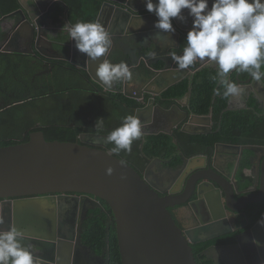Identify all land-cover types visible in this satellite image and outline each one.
Returning a JSON list of instances; mask_svg holds the SVG:
<instances>
[{"label": "water", "instance_id": "obj_1", "mask_svg": "<svg viewBox=\"0 0 264 264\" xmlns=\"http://www.w3.org/2000/svg\"><path fill=\"white\" fill-rule=\"evenodd\" d=\"M54 2L60 3L61 1L55 0ZM155 2L156 0H154ZM211 2L212 0H209V7H211ZM19 3L21 8L9 15H4L0 8V40L8 37L11 26L7 20L14 19L12 23L14 28L20 31L24 30L30 49L29 54H33L34 46H39L40 42L49 36L48 33L56 28L53 19L55 3L47 9L41 6L39 0H32V5L24 4L23 0H19ZM65 7L67 8V6ZM66 10L65 24L73 25L68 17L69 9ZM183 15L187 16L188 10H183ZM137 17L144 21L143 26L139 29L136 28ZM97 21L105 26L113 39V46L106 54V58L114 64L121 61L127 63L133 73V79L125 83H114L110 90H105V86L95 77L96 69L104 58H101V61H90L85 64L86 54L79 52L78 63L73 62V65L88 71L91 79L106 92L122 93L144 105L135 112L144 127L152 129L156 126L157 121L164 123L163 127L156 130L144 131L145 135H173L174 129L178 128L187 118H189L188 122L183 126L184 132L189 134L211 132L212 111L205 116H190L179 106H174L169 110L156 106L154 96L150 99L149 104H146L144 99L145 93L153 94L152 91L143 88L147 81L154 80L158 83L159 80L161 82L164 80L166 84L163 91L176 85L187 75H191L192 71L185 69L186 73L181 78H175L176 72L180 70L171 58L173 52L182 55L179 53L181 52V38H185L192 27L190 17L186 24L178 19L173 20L175 34L163 33L154 27L157 17L146 10L144 0H104ZM66 41L61 45L68 50L72 48V51L75 52V41L71 40L69 35ZM2 52L9 51L5 49ZM66 60L69 61L70 58H66ZM200 65L199 70L206 67L216 69L207 63L201 62ZM238 77L237 75L238 84L241 86L242 81ZM148 78L150 79L148 80ZM260 82H264V80ZM255 99L261 98L255 97ZM232 104L231 97L225 111H234L235 108ZM193 124L207 125L210 130L195 131L191 126ZM106 136L85 133L81 134L77 142L72 143L47 141L43 132L35 131L30 134V139L26 143L1 147L0 200L2 202L0 203V215L2 220L7 222L13 212L15 217L21 214L20 209L23 207L26 209L39 208L41 204L53 208L58 205L61 211L65 209L67 202L73 199L68 194H81L87 196L88 200H92L97 208L104 211L102 205L95 199L105 201L111 209L113 216L104 211L108 220L105 264L109 262L108 244L112 217L116 225V237L122 264H199L192 245L234 232L232 224L223 212L225 206L222 201V192L226 195V208L231 212L245 210L248 205L256 204L264 199V159H259L257 162L255 191L236 199L235 192L238 189L236 180L229 178L215 163L207 167L208 157L205 155L190 159L183 156V164L187 166L185 171L181 169L176 171L171 168L166 173L158 172L155 183L150 177L156 169L154 163L146 172L139 173L127 161L108 151V145L103 142V138ZM221 146L239 153L240 157L236 168H238L245 150L254 152L262 150L264 152V147L261 146L225 144H221ZM197 161L203 163L202 167L208 173L199 174V177L194 175L187 182V187L189 186L190 190L189 187L185 190L184 181L188 177L189 168ZM109 168L113 169L111 175L107 173ZM182 173L184 180L176 182L177 177ZM201 179L210 181L211 189H203L205 196L202 194L199 196L201 186L199 189L197 183ZM164 184H167L168 187L161 188L160 185ZM195 190H199L197 198L205 197L207 201L213 196L209 192L210 190L217 193V205L222 209L221 215L213 214L215 220L208 224H204L200 219V226L183 230L169 209L188 202ZM166 193L168 194L166 195ZM244 193L238 192L241 195ZM10 226H12L11 221L6 228H0V231H6ZM45 232L48 234V230ZM56 237L59 239L57 247L58 256L61 258V262L58 259L59 264H70L73 250L72 237L64 235L60 231ZM56 237L44 235L48 242L55 240L57 243ZM236 240L235 245L214 246L200 255L207 256L209 252L214 255L218 254L223 259L225 257L226 261H222L223 264H264V227L257 223L252 229L238 234ZM253 240L259 241V246L254 244ZM42 245L39 247L45 253V246ZM63 258L66 259L65 262H63Z\"/></svg>", "mask_w": 264, "mask_h": 264}, {"label": "trees", "instance_id": "obj_2", "mask_svg": "<svg viewBox=\"0 0 264 264\" xmlns=\"http://www.w3.org/2000/svg\"><path fill=\"white\" fill-rule=\"evenodd\" d=\"M69 8V20L74 25L77 22H96L101 2L97 0H62ZM96 1V2H95ZM1 12L8 15L19 8L17 0H0ZM66 10L59 7L58 16ZM1 17V13H0ZM183 49V48H182ZM12 55L0 53V89H16V81L12 78L10 64ZM199 63L193 68H197ZM217 69L206 67L198 72L194 80L185 79L172 86L165 92V97L174 100L183 99L192 88L190 112L197 115H208L213 112V132L211 134H188L178 130L173 136L166 134L144 135L139 141H134L132 152L115 154L127 161L139 173L146 168L154 158L169 161L168 166L176 168L182 164L179 151L186 157H193L201 153H212L217 144L238 146L261 145L264 146V118H252L249 110L225 111L229 106L230 98L216 96L213 89L220 85L213 83L210 76L216 74ZM84 73V72H83ZM85 76H87L84 73ZM10 76V77H9ZM235 81V74L231 77ZM68 87H73L67 92ZM89 87L80 73L76 75L70 71L60 70L50 78L47 83V94L36 96H23L15 94L9 96L0 91V148L26 143L30 134L35 131L44 133L47 141L77 142L82 133H97L108 135L112 130L121 126L122 118L132 114L141 107L139 101L126 97L122 93H105L104 91H85ZM78 89V90H76ZM102 90V89H100ZM1 100L4 103H1ZM250 103H254L251 101ZM257 106V105H255ZM104 119L103 129L96 131L98 119ZM27 132V135L25 133ZM177 139L178 145L174 143ZM113 145H108L111 152ZM180 148V149H179ZM112 153V152H111ZM254 152L245 150L237 173V180L241 188L253 184V177L247 175ZM106 211L111 215V209L102 201ZM264 212V202L252 206L249 212L250 226L261 218ZM92 218L88 221L84 238L97 253L106 251V224L105 215L94 209L90 212ZM115 224V223H114ZM109 233V264H122L119 252L115 225ZM178 224V223H177ZM236 234L224 236L219 239L192 245L197 262L201 258L207 262L206 257L200 254L212 245L235 242Z\"/></svg>", "mask_w": 264, "mask_h": 264}, {"label": "flooded vegetation", "instance_id": "obj_3", "mask_svg": "<svg viewBox=\"0 0 264 264\" xmlns=\"http://www.w3.org/2000/svg\"><path fill=\"white\" fill-rule=\"evenodd\" d=\"M17 1L19 3V0ZM54 1L55 0L48 1V2L45 1V5L41 4V6L44 9H47L50 5L55 3L54 8H53L54 10L53 19L55 20L56 28L50 32L59 30V24H61V22H59V19L60 17L64 19L65 12L67 11L66 9L68 8L67 4H65L62 0H59V1H61L65 5H63L61 2L56 3ZM97 2H101V6H102V4L104 3V0H97ZM60 6L63 7L66 11L64 12V14H61L60 16H58L57 13L59 11ZM65 6H67V8ZM20 8H21V5L19 3V8L16 11H18ZM7 22L9 26H11V28H9L8 37L1 38L0 40V53L12 55L13 63L10 64L11 69L9 72L11 73L12 78L17 83L15 85L16 89L15 87L11 89L1 88L0 91L2 93L8 94L9 96H14L15 94H18V93L23 96H36V95L44 96L47 94L46 87H47V83L50 80V78L53 79L55 76V73L63 69L65 71H70L74 73L75 75L76 73L77 74L80 73V76L85 78L89 87L82 88V90L88 91L92 89V91L97 90V91H104L105 93H111V92H106L98 83L94 82L91 79L88 71L82 70L78 68L77 66L73 65V62L78 63L79 51L76 49V51L74 52L72 51V48L71 50H68L65 46L61 45L62 42H65L68 39V33L64 32L65 33L64 35L62 30L57 31L56 35L53 38H55V40L57 39V41L59 42H53L54 44L53 47H50V48L44 47V46L42 47L39 44L40 46H34V53L29 54L30 49L26 42L24 30L20 31L19 29L14 28L13 26L14 24H12L14 22V19H9L7 20ZM46 31L48 32V30ZM185 43H186V37L185 38L182 37L181 38V48H180L181 52L178 51L179 53H182V50H183L182 48L185 45ZM54 46L58 47V49H55ZM5 49L9 52L7 53L2 52ZM66 58H70V60L68 61L66 60ZM197 63H199L198 67L197 68H193V66L190 67L189 69L190 71H192L191 75H187L182 81H184L185 79H190L192 81L194 80L196 74L201 71L199 70L201 66L200 65L201 62L197 61ZM83 72L87 76H85ZM185 73H186L185 70H180L176 72L175 78L177 79L181 78ZM234 74L236 78L235 82L238 83V79H237V75H238L239 76L238 78H240V80L242 81V84L240 87L244 88L242 90L243 91L242 92L243 101H241V98L239 99L238 97L236 98L232 97L233 98L232 105L234 106L235 111L249 110L250 111L249 115H251L253 119L255 117L264 118V88H263L264 82L254 81L247 73H236L235 71L229 74L230 81H232L231 77ZM149 79L150 78H148V80ZM167 79H170V78L167 77ZM156 83L157 82H155L154 80H149L146 82L145 86H143L145 90L153 92V94H150V93L144 94V99H145L146 104H149L150 99L154 96L156 106H161L162 108L166 110L172 109L174 106H179L183 111L187 112L190 116L197 115L193 112H190L191 100H192V94H193L192 88L189 90V92L183 99L174 100L173 101L174 103L171 104L172 99L170 97L164 96L165 92L169 88L162 91V89L164 88L166 84L165 81L163 80L161 82V80H159L158 83L157 84ZM70 89H73V87H68L67 92L71 91ZM255 97H260L261 99L256 100ZM251 101H254V103H250ZM1 103H4V101L1 100ZM141 107H144V105L141 104ZM197 116H205V115H197ZM188 119L189 118H187V120H185L182 124H180L178 128L174 129L173 135L178 130L184 132L183 126L188 122ZM163 126H164V123H160L159 121H157L155 127H153L152 129H148L147 127H144L143 131H152V130H156L159 127H163ZM213 127H214V122L212 125L211 132L206 133V134H211L213 132ZM192 128L195 131H202V132H206L210 130V127H207V125L205 126L198 125V126H193ZM82 134H85V133H82ZM86 134H97V133H86ZM98 135H104V134H98ZM173 135H169V136H173ZM196 135H200V134H196ZM173 141L175 143L177 139L174 138ZM175 144L178 145V141ZM221 144L222 143L215 145L211 154H209L208 152L206 153L204 152L200 154V155H205L206 157H208L207 167L212 166L215 163L218 168L222 169V172H225L229 176V178H233L236 180L238 184V189L236 190L238 192H245L243 195H241V194H238V192L236 191L235 192L236 199H240L242 196H246L248 194L253 193L255 191V182H256V176H257V162L259 159H264V152L262 150L256 151V152L253 151L254 157L251 162V167L247 171V175L252 176L254 181L251 186L246 187V188H241L240 183L237 180V173H238L240 164L238 168H236L237 161L239 160L240 155L237 151L221 146ZM225 145H229V144H225ZM234 146H238V145H234ZM249 146H261V145H249ZM261 147H264V146H261ZM179 155L181 157L182 164L174 168V170L179 171L181 169L185 171L187 169V166H184L183 164V156L184 157L186 156L181 151H179ZM200 155H196V156H200ZM196 156H193V157H196ZM193 157L190 156L186 158L190 159ZM153 163L155 164L156 169L154 171V174H151L150 177L155 182L157 180L156 174L158 172L166 173L169 169H171V167L168 166L169 161H164L160 158H154L148 163L146 168L141 171V174L146 172V170ZM202 164L203 163L201 161H197L196 164H193L189 168L188 177L187 179H185L186 181H184L185 190L188 189L189 187V186L187 187L188 180L193 178L194 175L199 177L200 176L199 174L208 173L206 169H203ZM197 166H200L202 168H199ZM183 173L179 177H177L176 182H182L184 180L182 178ZM209 184H210V181L208 179L199 180V182L197 183V187L199 186V189H200V186H201L200 191L195 190L193 192L191 199L185 204L180 205V206H175L169 209L170 212L173 214V217L176 219L178 225L183 230H186L187 228L200 226L201 221L204 224H208L211 221L215 220L214 218L215 215L216 216L221 215L222 209L217 205L218 194L217 193L215 194L213 190L209 191L213 195L210 200L207 201L205 197H203L202 199L197 198L198 191H199V196L200 194H202V196H205L203 189H209L210 188ZM160 186L161 188L168 187L167 184L160 185ZM215 186L218 187L217 185ZM189 190H190V187H189ZM167 194L168 193H166V195ZM68 195L73 197V199H70L67 202V206L65 207L64 210L60 211V208L58 207V205L55 208L48 207V205L46 206L42 204L40 205L39 208L30 207L26 209L25 207H23L20 209L21 214L15 217L14 215L15 213L13 212L11 217H8L7 222H3L2 224H0V228L2 227L6 228L10 221H11L12 226H15V223H16V228L22 231H25L26 239L22 241V243L25 245L32 244L34 246L33 247L34 255L46 257L44 259L48 262V264H59V260L61 262V258H59L58 253H57L59 239H57L56 234H58L59 231L64 235L72 237L73 250H72L70 264H105L106 257H107L106 252L104 254L97 253L93 249V247L87 242V240L84 238L87 223L92 218V216L90 215V212L94 209L96 210L99 208L94 206L92 200H88L87 196L85 195H81V194H68ZM222 198H223L222 199L223 205L225 206L224 207L225 210L223 209V212L227 216L230 223L232 224V227L234 230V232L228 235L236 234L235 242L227 243V244L212 245L208 247L206 250H204L203 252L207 251L208 249L214 246L222 247V246L235 245L237 243L236 237L238 236V234L244 233L252 229L257 224L255 223L253 226L249 227V225L251 224L252 218H250L248 214L250 211H252V206L264 202V199H263L262 201L256 204L248 205L245 210L231 212L226 208V204H225L226 195L224 194V192H222ZM95 200H97L104 208V211L107 214H109L106 211V208L104 207L102 203L103 200H99V199H95ZM1 202L2 200H0V203ZM99 211H101V213L106 216V218L104 217H100V218L103 220L105 219L106 232H107V221H108L107 215L103 210L99 209ZM0 219H2L1 215H0ZM114 223L115 221L112 217L111 227L113 226ZM45 230H48V234L45 232ZM45 234L48 237L55 236L57 243L55 242V240H53L52 242L46 241L44 238ZM222 237H219V238H222ZM219 238H216V239H219ZM212 240H215V239H212ZM42 244L45 246L46 254L39 247V245H42ZM200 257H206L207 262L211 261V264H223L222 261L225 260V257L223 259V257H220V255L218 254L214 255L212 252H209L207 256L200 255ZM109 260H110V254H109ZM65 261L66 259L63 258V262ZM201 263L206 264V261H204L201 258Z\"/></svg>", "mask_w": 264, "mask_h": 264}, {"label": "clouds", "instance_id": "obj_4", "mask_svg": "<svg viewBox=\"0 0 264 264\" xmlns=\"http://www.w3.org/2000/svg\"><path fill=\"white\" fill-rule=\"evenodd\" d=\"M146 10L157 17L154 27L163 33L175 34L173 20L187 23L192 19V27L187 32L182 55L171 53L179 70L189 69L197 61L214 66L217 71L210 80L220 85L213 89L216 96L225 99L238 97L242 88L230 81L229 74L247 73L254 81L264 80V0H144ZM188 10V15H183ZM136 28L143 26L142 18L137 17ZM67 31L76 49L86 54L85 64L101 61L95 77L110 90L114 83H125L133 79L129 65L123 61L111 63L106 54L113 46L110 32L100 22H77L66 24ZM104 119L97 120V132L103 129ZM140 118L129 114L122 118L121 126L112 130L103 142L113 145L111 152L131 153L134 141L145 135ZM113 169H107L111 175ZM4 221L0 219V224ZM264 227V214L257 221ZM24 231L10 226L0 231V264H48L33 253L32 244H23ZM259 246V241L253 240Z\"/></svg>", "mask_w": 264, "mask_h": 264}, {"label": "crops", "instance_id": "obj_5", "mask_svg": "<svg viewBox=\"0 0 264 264\" xmlns=\"http://www.w3.org/2000/svg\"><path fill=\"white\" fill-rule=\"evenodd\" d=\"M31 1L32 0H25V1H23V3L24 4H26V5H32V3H31ZM40 1V4H42V5H45V1H52V0H39ZM59 22H61V24H59V30H57V31H60V30H63V28H64V26L66 25L65 24V21H64V19L62 18V17H60V19H59ZM57 31H54V32H49L48 33V37L47 38H44L41 42H40V45L43 47H53V42H59V41H57V39L55 40V38H53L55 35H56V32ZM64 32H66V33H68L67 31H63V33ZM64 35H65V33H64ZM52 44V45H51ZM39 45V46H40ZM54 48L55 49H58V47H56V46H54ZM242 88V90L244 89L243 87H241ZM243 92V91H242ZM233 99V98H232ZM199 124H193V125H191L192 127L193 126H198Z\"/></svg>", "mask_w": 264, "mask_h": 264}, {"label": "rangeland", "instance_id": "obj_6", "mask_svg": "<svg viewBox=\"0 0 264 264\" xmlns=\"http://www.w3.org/2000/svg\"><path fill=\"white\" fill-rule=\"evenodd\" d=\"M241 97L238 96V98H241V101H243V94L240 95Z\"/></svg>", "mask_w": 264, "mask_h": 264}]
</instances>
